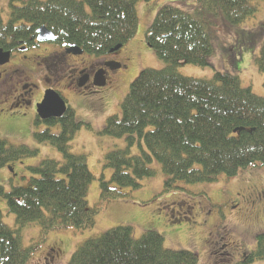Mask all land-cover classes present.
I'll return each mask as SVG.
<instances>
[{"label":"trees","instance_id":"16d2710c","mask_svg":"<svg viewBox=\"0 0 264 264\" xmlns=\"http://www.w3.org/2000/svg\"><path fill=\"white\" fill-rule=\"evenodd\" d=\"M138 1L151 0H30L27 9L10 5L13 19L46 24L60 45L76 44L90 54L104 55L136 34ZM261 1L197 0L190 12L174 3L159 8L146 41L165 66L142 70L121 101V115L114 114L106 122L102 133L126 136L128 144L104 155V166L112 169V175L108 180L100 178L97 203L91 205L88 200L94 175L87 156L71 150V141L82 125L91 126L77 121L70 110L61 119L50 121L49 126H61L59 133L50 129L34 133L38 141L54 145L63 159L47 158L33 167L31 171L38 177L27 187L6 192L0 185V198H6L9 211L16 216L14 228L0 214V264L30 260L39 243L34 240L26 247L19 233L32 224L39 226L41 240L54 230H91L68 264H199L197 251L165 247L164 236L156 229H147L140 237H135L130 225L92 231L108 202L121 200L128 190L141 187V179L158 172L164 177V193L184 190L192 194L181 184L231 178L250 165L264 167V95L243 86L234 73L215 70L212 78H195L179 71L183 63L213 64L217 31L235 26L247 36L242 24L259 12ZM255 61L264 76V45ZM136 141L141 152L132 154ZM210 209L207 206L206 215ZM223 230L210 231L232 239ZM197 234V228L190 230L191 237ZM212 240L207 235L210 264H251L264 259V232L257 234L254 249L236 240L232 248L218 247ZM54 246L61 252L58 242Z\"/></svg>","mask_w":264,"mask_h":264},{"label":"rangeland","instance_id":"374dc122","mask_svg":"<svg viewBox=\"0 0 264 264\" xmlns=\"http://www.w3.org/2000/svg\"><path fill=\"white\" fill-rule=\"evenodd\" d=\"M10 2L11 0H0V11H8ZM14 2L19 5L22 0H15ZM167 3H174L182 10L190 12L195 10L197 0L138 1V29L134 37L119 52V54L127 57V61L114 82L103 92L97 94L89 91L81 93L82 91H79L75 85L67 86L64 90V97L68 100L69 105L77 111V119L90 122L93 125L92 129L83 127L74 140L71 141V150L74 153L87 156L91 172L95 176L88 195V200L92 204L97 203L100 197L98 187H100V174L103 168H105L104 171L107 170V176L110 175V169L104 166V155L109 151L124 148L128 144L126 136L111 137L102 133L107 119L114 114L121 115V101L128 92L131 83L142 70L147 67L162 68L165 66V61L156 54L155 50L146 41V32L159 8ZM242 26L247 36L241 35L239 27L235 26L231 30L226 28L216 32L213 39L215 54L212 65L200 66L183 63L180 65L179 71L186 76L195 78H212L215 70L234 73L240 77L243 86L250 87L253 92L263 96L264 76L259 71L255 59L260 55L264 45V1L260 2L259 12L257 11L254 16L249 17ZM84 55L93 57L92 54L88 53ZM233 57L235 59L231 61ZM95 98L102 102V106L98 109L90 103ZM46 127V125L28 124L22 129L31 147L36 148L38 152L33 155L21 156V159L15 161L17 174L12 171L9 165L0 166V185L4 187L6 192H10L14 187H27L33 176L37 178L33 175L29 166H36L43 159L58 158L56 153L59 152L54 145L40 142L33 135L35 131H42ZM51 130L58 133L60 128L53 125ZM140 152L141 148L136 141L131 146V153L138 154ZM242 173L258 182L264 181V167L261 165H250L241 168L237 174ZM144 181L141 179L142 184ZM161 183V179L157 176V178L146 183L143 191H141L142 188L128 190L121 200L108 202L98 213L96 217L97 224L92 232L99 233L116 226L130 225L133 226L135 237H140L145 230L156 229L164 236L165 247L176 250L190 249L197 251L200 258L199 264H210V256L207 255L205 240L209 231L216 229L219 221L214 216L208 222L206 221L208 215H206L207 206L205 204L207 200L211 201L213 199L212 201H214L222 197V188L228 184V178L224 180V176H221L214 182L181 184L196 193V195L201 196L196 198L195 201L202 200L203 207H206L203 210L199 207L196 209L197 217L192 224L176 223L173 221L172 216L168 214L167 211L169 210L160 209V205L155 207L159 201V196H153V194L159 188L160 190L163 189V183ZM176 192L186 194L184 190ZM207 194L212 198L207 197ZM173 195H176L175 192ZM158 207L159 209L155 211ZM221 207L225 214L222 218L224 227L220 228H223L225 232L228 231L233 239L241 243L243 247L254 249L257 243V234L264 232V214H262L260 221H253L254 219H249V216L245 213L241 216L246 209L243 204L242 209L236 211L232 210L228 201L222 203ZM159 210L160 212L157 213ZM0 212L3 221L8 226L14 227L16 216L9 211L7 200L4 197L0 198ZM192 228H197L200 234L191 237L190 230ZM90 231L54 230L49 235H44L43 240H41L39 226L32 224L24 227L19 233L22 244L31 246L35 240L39 243L38 247H41L36 252L34 251V255L25 264H68L78 244L89 237ZM55 242L60 244L61 252L58 255L54 254L55 257L51 260V254L53 255V253L49 248ZM251 264H264V259Z\"/></svg>","mask_w":264,"mask_h":264},{"label":"flooded vegetation","instance_id":"af4514ba","mask_svg":"<svg viewBox=\"0 0 264 264\" xmlns=\"http://www.w3.org/2000/svg\"><path fill=\"white\" fill-rule=\"evenodd\" d=\"M3 12H0V51L4 54L0 57V156L9 157L7 160L13 163L17 148L29 146L22 129L28 124L52 120L42 119L38 114V105L47 91L64 93L67 86L75 85L81 93L103 92L121 73L127 57L118 52L102 57L74 54L68 47L57 44L56 39L39 40L40 25L23 19L11 20L10 11ZM225 200L230 201L234 210L242 209L243 204L249 217L259 218L264 214V182L257 183L249 176L230 180L216 201L218 207L208 210L206 220L214 216L219 221L216 227L222 223L225 213L220 207ZM183 201H175L176 205L169 207L178 223H188L200 206ZM208 235L218 247L224 244L232 248L237 244L235 239L212 231ZM52 251L57 253L53 247Z\"/></svg>","mask_w":264,"mask_h":264},{"label":"water","instance_id":"95a60500","mask_svg":"<svg viewBox=\"0 0 264 264\" xmlns=\"http://www.w3.org/2000/svg\"><path fill=\"white\" fill-rule=\"evenodd\" d=\"M71 51L76 54L83 53V50L76 46H72ZM65 110V101L54 91L48 92L43 103L39 105V113L43 118L48 116H61Z\"/></svg>","mask_w":264,"mask_h":264}]
</instances>
